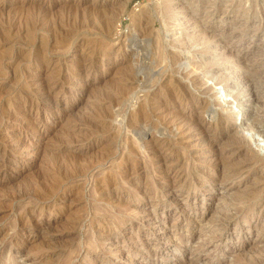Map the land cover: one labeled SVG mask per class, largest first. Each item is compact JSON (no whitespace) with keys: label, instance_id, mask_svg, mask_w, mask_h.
<instances>
[{"label":"rangeland","instance_id":"374dc122","mask_svg":"<svg viewBox=\"0 0 264 264\" xmlns=\"http://www.w3.org/2000/svg\"><path fill=\"white\" fill-rule=\"evenodd\" d=\"M124 1L0 0V264H264V0Z\"/></svg>","mask_w":264,"mask_h":264},{"label":"bare ground","instance_id":"6f19581e","mask_svg":"<svg viewBox=\"0 0 264 264\" xmlns=\"http://www.w3.org/2000/svg\"><path fill=\"white\" fill-rule=\"evenodd\" d=\"M126 2H127V1L125 0V1L123 2V5H125ZM168 3H169V2H168ZM166 4H167V3H166ZM89 13H90V12H89ZM30 14H31V13H30ZM32 14H33V13H32ZM148 14H149V13H148ZM26 16H27V15H26ZM82 16H83V15H82ZM94 16H95V15H94ZM33 17H34V16H33ZM141 17H143V15H141L140 18H141ZM145 17H146V15H145ZM25 18H26V17H25ZM29 18H30V17H29ZM31 18H32V17H31ZM62 18H63V17H62ZM81 18H82V17H81ZM98 18H99V17H98ZM147 18H148V17H147ZM7 19H8V18H7ZM38 20H39L38 17H37L36 19L32 18V20H26V25H25V28H24V29H25L24 31H25V33H26V34H25L26 36L24 37L25 42H27V43H32V42H34V41L36 40V38H38V36H37V32H36V31H37V26H38V24H37ZM40 20H41V19H40ZM140 20H141V19H140ZM80 21H81V20H80ZM104 21H105V20H104ZM106 21H107V20H106ZM0 22H1V21H0ZM108 22H110V21L108 20ZM108 22H106V23L108 24ZM103 23H104V22H103ZM107 24H106V25H107ZM12 25H13V24H12ZM12 25H11V26H12ZM106 25H105V26H106ZM109 25H110V24H109ZM102 26H103V25H102ZM80 27H81V26H80ZM82 27H83V25H82ZM110 27H111V25H110ZM10 28H11V27H10ZM10 28L8 27V29H7L6 31L10 30ZM53 28H54V27H53ZM98 28H99V27H98ZM58 29H60V28H58ZM100 29H101V28H100ZM54 30H55V28H54ZM54 30H53V31H54ZM56 31L59 32V30H56ZM56 31L53 32V35H52V36H55L54 33H55ZM100 31H101V30H100ZM4 32H5V31H4ZM8 32H10V31H8ZM68 32H69V31H68ZM106 32H107V30H106ZM50 33H51V32H50ZM59 33H60V32H59ZM6 34H7V32H6ZM9 34H10V33H9ZM56 34H57V33H56ZM0 35H1V34H0ZM7 36H8V35H7ZM41 36H42V40H43V41H46V35H41ZM56 36H57V35H56ZM5 37H6V36H5ZM57 37H58V36H57ZM55 40H56V39H55ZM43 41H41V43H42ZM57 43H58V42H57ZM55 44H56V43H55ZM60 44H63V43L60 42ZM43 45H45L44 49H45V52H46V48H47V46H46V44H43ZM52 46H53V45H52ZM57 46H58V45H57ZM63 46H64V45H63ZM96 46H97V45H96ZM54 47H55V45H54ZM40 49H41V48H40ZM44 49H43V51H44ZM8 50H9V49H8ZM103 50H104V49H103ZM43 51H42V52H43ZM98 51H99V50H98ZM91 52H92V51H91ZM96 52H97V51H96ZM1 55H2V54H1ZM1 55H0V57H1ZM5 55H6V54H5ZM2 56H3V55H2ZM2 58H3V57H2ZM0 65H1V63H0ZM45 66H46V64H45ZM126 73H127V72H126ZM16 74H17V73H16ZM52 74H53V72H52ZM54 74H56V73H54ZM54 74H53V75H54ZM53 75L50 76L49 78H50L51 80L58 81V80H59V79H58V78H59L58 75H54V76H53ZM59 81H60V80H59ZM59 81H58V82H59ZM60 82H61V81H60ZM62 82H63V81H62ZM63 83H64V82H63ZM11 86H12V85H11ZM112 86H113V85H112ZM172 91H174V90H172ZM126 94H127V93H126ZM162 96H163V95H162ZM168 97H169V96H168ZM175 97H176V96H175ZM182 99H183V98H182ZM53 103H54V102H53ZM56 105H57V104H56ZM145 106H146V105H145ZM49 108H50V107H49ZM141 108H142V107H141ZM143 108H144V107H143ZM143 108H142V109H143ZM146 108H147V106H146ZM146 108H145V109H146ZM99 109H100V108H99ZM106 109H107V108H106ZM139 109H140V108H139ZM145 109H143V110L145 111V112H143V114H145L146 111H147V110H145ZM148 109H149V108H148ZM137 110H138V109H137ZM148 111H149V110H148ZM105 112H108V111L105 110ZM141 112H142V110H141ZM101 113H102V112H101ZM139 113H140V111H139ZM143 117H144V116H143ZM147 117H148V115H147ZM145 118H146V117H145ZM145 118H144V119H145ZM158 118H159V117H158ZM151 120H152V119H151ZM142 121H144V120H142ZM145 121H146V120H145ZM145 121H144V122H145ZM140 122H141V121H140ZM136 124H137V123H136ZM32 129H33V128H32ZM144 129H145V128H144ZM144 129H143V130H144ZM144 133H146V132L144 131ZM141 135H143V133H142ZM139 138L142 139V136H140ZM36 149H37V148H36ZM133 149H134V148H133ZM133 151H135V150H133ZM4 152H5V151H4ZM136 153H137V152H136ZM69 156H71V155H69ZM72 157H73V156H72ZM105 157H106V156H105ZM63 158H64V155H63ZM68 158H69V157H68ZM75 158H76V157H75ZM53 159H54V157H53ZM76 159H77V158H76ZM46 160H47V159H46ZM63 160H64V159H63ZM65 160H66V158H65ZM73 160H74V158H73ZM78 160H79V158H78ZM49 161H50V160H49ZM54 161H55V160H54ZM159 161H160V160H159ZM163 161H164V160H163ZM67 162H68V164H70L72 161H70V163H69V159H68ZM67 162H66V163H67ZM76 162L79 163L78 161H76ZM63 163H64V161H62V164H63ZM163 163H164V162H163ZM50 164H52V162H51ZM58 164H59V163H58ZM68 164H67V165H68ZM71 164H73V162H72ZM71 164H70V165H71ZM79 164H80V163H79ZM79 164H77V166H78ZM75 165H76V164H75ZM75 165H74V166H75ZM81 165H83V164H81ZM51 166H52V165H51ZM51 166H50V167H51ZM55 166H56V165H55ZM72 166H73V165H72ZM84 166H85V164H84ZM59 167L65 169V166L63 167V165H62V166L60 165ZM59 167H58V168H59ZM67 167H68V166H67ZM67 167H66V168H67ZM80 167H81V166H80ZM80 167H76V168H80ZM70 168H71V167H70ZM72 168H73V167H72ZM82 168H84V167L82 166ZM82 168H80V170H83ZM54 169H55V168H54ZM54 169H53V171H54ZM74 169H75V168H74ZM56 170H57V169H56ZM59 170H60V169H59ZM80 170H79V171H80ZM31 171H32V170H31ZM61 171H62V170H61ZM63 171H64V170H63ZM63 171H62V172H63ZM66 171H67V169H66ZM66 171H65V174H66ZM83 171H84V170H83ZM83 171H81V172H83ZM55 172H56V171H55ZM71 172H72V170H71ZM56 173L58 174V172H56ZM73 173H74V172H73ZM57 174H55L54 176H56ZM62 174H64V173H62ZM68 174L71 175L72 173H68ZM52 175H53V174H52ZM64 176H66V175H64ZM64 176H63V177H64ZM51 177H52V176H51ZM54 178H55V177H53V179H54ZM58 178H59V177H58ZM64 178H65V177H64ZM54 180H55V179H54ZM60 180H62V179H60ZM60 180H59V181H60ZM24 181H25V180H24ZM52 181H53V180H52ZM56 181H57V179H56ZM60 182H61V181H60ZM232 182H233V181H232ZM53 183H54V181H53ZM51 184H52V183H51ZM58 184H59V182H57L55 185L58 186ZM60 184H61V183H60ZM49 185H50V184H49ZM52 185H53V184H52ZM55 185H54V186H55ZM46 186H47V185H46ZM54 186H53V188H54ZM56 186H55V187H56ZM50 188H51V189H50V192H51V190H52V186H50ZM57 188H58V187H57ZM46 190H47V192L49 191V189H47V188H46ZM50 192H49V193H50ZM45 193H46V192H45ZM44 195H45V194H44ZM117 201H118V200H117ZM258 214H259V211H258ZM257 216H258V215H257ZM107 225H108V224H107ZM26 230H27V229H26ZM121 252H122V251H121Z\"/></svg>","mask_w":264,"mask_h":264}]
</instances>
